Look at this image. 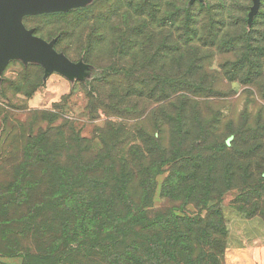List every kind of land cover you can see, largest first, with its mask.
Listing matches in <instances>:
<instances>
[{"label":"trees","instance_id":"1","mask_svg":"<svg viewBox=\"0 0 264 264\" xmlns=\"http://www.w3.org/2000/svg\"><path fill=\"white\" fill-rule=\"evenodd\" d=\"M250 3L92 0L38 15L67 16L71 26L83 27L79 52L98 71L97 81H110L126 96L157 94L175 112L161 107L147 133L150 145L131 152L102 138L95 148L73 130L28 134L13 167L12 203L25 202L33 213L55 211L63 235L54 246L73 264H220L224 230L214 231L221 223L209 218L216 211L203 218L176 211L187 200L207 207L235 186L264 195V116L244 126L225 123L220 134L233 137L228 145L209 130L197 101L221 91L219 81L253 85L264 98V19L260 9L247 27ZM89 18L97 25H87ZM54 48L70 52L60 36ZM158 187L172 203L156 209Z\"/></svg>","mask_w":264,"mask_h":264},{"label":"rangeland","instance_id":"2","mask_svg":"<svg viewBox=\"0 0 264 264\" xmlns=\"http://www.w3.org/2000/svg\"><path fill=\"white\" fill-rule=\"evenodd\" d=\"M91 1L83 5L26 14L21 19L26 27L23 17L27 16L26 24L29 27L26 28L44 41L51 42L53 48L56 38L60 36L61 45L69 47L70 52L66 55L54 50L73 65L71 74L47 70L41 63L25 61L22 56L10 59L0 73V264H73L66 258L65 250L54 246L63 235V223L57 213L47 209L33 213L25 202L19 205L12 203L17 194L14 187H10L16 177L13 167L15 160L24 157L28 134L53 133L55 137L58 129L73 130L95 148L102 146V138L108 139L110 143L115 141L116 144L124 145L131 152L134 145L141 147L143 142L145 146L150 145L148 134L152 133L162 115H159L162 113L159 112L161 107L175 113L172 103L156 101L157 94L147 98L138 94L126 96V93L122 94L109 84L110 81H97L95 75L98 71L93 70L94 66H89L79 52V37L85 35L83 27L71 26L70 17L67 16L38 17L40 14L66 13L89 5ZM210 1L218 4L226 2ZM234 1L247 3V0ZM250 2L247 27L260 9L261 19H264V0ZM98 14V11L93 12L92 18ZM92 18H89L87 25H97L98 22ZM219 82L221 91L199 98L198 110L208 119L209 130L217 133L215 137L229 145L233 137L220 134L225 123L230 121L232 127L240 124L244 126L264 116V98L253 85L239 81ZM118 96L122 98L121 101ZM167 136L166 132L164 137ZM36 137L43 143L42 137ZM58 140L54 138L55 142ZM263 197L247 194L246 190L235 186L217 193L208 201L207 207L197 204L198 200H187L183 204L184 211H176V214L203 218L209 211H216V215L209 218L221 223V227L214 231L224 230L220 264H264ZM171 203L160 196L158 187L154 195V207L158 209ZM210 206L215 209H209ZM221 236L220 232L217 237Z\"/></svg>","mask_w":264,"mask_h":264},{"label":"water","instance_id":"3","mask_svg":"<svg viewBox=\"0 0 264 264\" xmlns=\"http://www.w3.org/2000/svg\"><path fill=\"white\" fill-rule=\"evenodd\" d=\"M90 0H0V73L13 56L41 63L47 70L71 74L73 65L22 23L26 14L86 4ZM256 3L257 0H254Z\"/></svg>","mask_w":264,"mask_h":264},{"label":"crops","instance_id":"4","mask_svg":"<svg viewBox=\"0 0 264 264\" xmlns=\"http://www.w3.org/2000/svg\"><path fill=\"white\" fill-rule=\"evenodd\" d=\"M14 57H16V56H13L12 58H14ZM12 58H11V59H12Z\"/></svg>","mask_w":264,"mask_h":264}]
</instances>
